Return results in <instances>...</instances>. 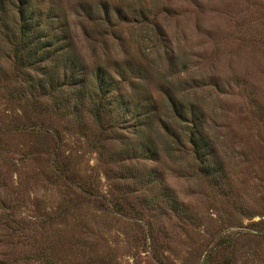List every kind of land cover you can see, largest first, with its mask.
I'll return each instance as SVG.
<instances>
[{
  "label": "rangeland",
  "instance_id": "obj_1",
  "mask_svg": "<svg viewBox=\"0 0 264 264\" xmlns=\"http://www.w3.org/2000/svg\"><path fill=\"white\" fill-rule=\"evenodd\" d=\"M32 1L88 81L0 33V264H264V0Z\"/></svg>",
  "mask_w": 264,
  "mask_h": 264
},
{
  "label": "trees",
  "instance_id": "obj_2",
  "mask_svg": "<svg viewBox=\"0 0 264 264\" xmlns=\"http://www.w3.org/2000/svg\"><path fill=\"white\" fill-rule=\"evenodd\" d=\"M8 12L12 14L10 20L7 18ZM42 15L45 17L43 18ZM54 17L55 14L50 6L46 10L39 9V5H34L32 0H0V33L6 38V42H13L11 47L15 59L28 65L54 59L56 63L53 64V68H51L52 65H39L43 70L41 77L37 79L38 85L44 88L45 93L50 94L63 84L74 85L78 88V97L81 98L85 95L83 88L88 81L85 72L86 65L77 51L70 47L66 33L64 31L58 33L54 30ZM58 66H62L61 76L58 75ZM105 74L104 72L97 74L100 98L107 96L108 87L113 85V77ZM120 99H118L119 103L123 104L126 110L132 108L127 100L123 98L121 101ZM111 102L112 99L108 101V107H111ZM172 105L177 113L184 114L182 110L178 111L176 103L173 102ZM99 109V103L93 105V115L98 114ZM148 111L146 110V114ZM189 139L196 155L201 159V167L206 171H211L209 157L203 154L205 151L203 149L204 136L191 129Z\"/></svg>",
  "mask_w": 264,
  "mask_h": 264
}]
</instances>
